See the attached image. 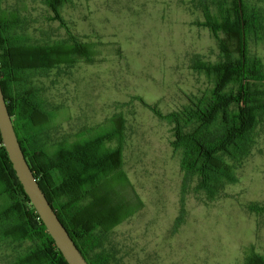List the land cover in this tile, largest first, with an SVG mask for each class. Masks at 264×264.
Here are the masks:
<instances>
[{"label": "rangeland", "instance_id": "obj_1", "mask_svg": "<svg viewBox=\"0 0 264 264\" xmlns=\"http://www.w3.org/2000/svg\"><path fill=\"white\" fill-rule=\"evenodd\" d=\"M245 1L264 9V0ZM1 2L2 11L17 14L15 32L29 44L75 37L88 48L92 60L75 55L72 64L26 78L54 113L41 136L51 152L62 143L120 132L121 165L112 175L125 181L113 179L106 188L134 213L101 235L99 251L110 264H244L252 250L264 255V215L247 210L249 204L264 205V123L236 171L238 182L212 202L190 193L177 226L181 155L171 144L172 126L142 104L168 114L211 87L194 61H216L219 48L210 31L197 25L204 18L195 0H68L60 8L64 25L45 0ZM249 52L264 66V32L250 39ZM118 145L117 138L105 143ZM30 246L0 238V264H18Z\"/></svg>", "mask_w": 264, "mask_h": 264}, {"label": "trees", "instance_id": "obj_2", "mask_svg": "<svg viewBox=\"0 0 264 264\" xmlns=\"http://www.w3.org/2000/svg\"><path fill=\"white\" fill-rule=\"evenodd\" d=\"M68 0H45L64 25L60 8ZM202 11L198 26L207 28L219 48L214 62L196 57L195 69L211 87L188 97L178 111L162 114L143 103L159 119L172 126V147L181 155L179 226L186 215L187 196L203 193L214 201L226 185L238 182L236 171L249 157L255 135L264 123V66L249 52V41L264 32V9L245 0H195ZM17 14L0 10V82L25 157L42 190L89 264H110L100 252L101 235L110 232L134 211L120 204L107 190L121 165V137L101 134L73 145L46 148L41 136L52 125L54 113L41 99L40 88L26 74L72 64L75 55L87 60L88 48L75 37L52 44H29ZM14 30V32H12ZM117 138L115 148L105 143ZM56 154V155H55ZM117 178V179H116ZM117 183H113L112 185ZM113 187V186H112ZM250 213L264 215V205H247ZM0 238L13 243L29 242L18 264H68L31 204L2 142L0 134ZM244 264H264L254 250Z\"/></svg>", "mask_w": 264, "mask_h": 264}, {"label": "water", "instance_id": "obj_3", "mask_svg": "<svg viewBox=\"0 0 264 264\" xmlns=\"http://www.w3.org/2000/svg\"><path fill=\"white\" fill-rule=\"evenodd\" d=\"M0 134L19 182L65 261L68 264H89L42 190L25 157L6 104L1 82Z\"/></svg>", "mask_w": 264, "mask_h": 264}, {"label": "flooded vegetation", "instance_id": "obj_4", "mask_svg": "<svg viewBox=\"0 0 264 264\" xmlns=\"http://www.w3.org/2000/svg\"><path fill=\"white\" fill-rule=\"evenodd\" d=\"M1 1H2V0H0V10L2 11V8H1V3H2V2H1ZM3 12H4V11H3ZM11 13H12V12H11Z\"/></svg>", "mask_w": 264, "mask_h": 264}]
</instances>
